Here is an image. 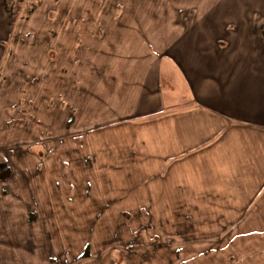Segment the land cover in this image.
Instances as JSON below:
<instances>
[{"label": "crops", "instance_id": "crops-1", "mask_svg": "<svg viewBox=\"0 0 264 264\" xmlns=\"http://www.w3.org/2000/svg\"><path fill=\"white\" fill-rule=\"evenodd\" d=\"M71 1L75 11H91L94 17L112 16L109 12L120 11V16L127 19L130 2L136 0ZM96 1L100 2L96 5ZM188 5L169 9L170 12L159 9L151 16L214 18L220 14L238 17L236 21L240 23L222 26L212 20L214 25L202 24V35L195 31L172 44L169 40L168 47L183 50V57L171 56L170 60L152 57L157 48L152 42L155 37L144 32L147 34L139 39L141 50L148 51L146 56L109 58L98 65L101 71L104 64V83L91 84L96 103L90 100V109L74 120L72 139L64 133L65 149L44 148L47 143L33 142L31 145L39 149L41 156L23 152L22 156L11 158L16 170L11 175L4 161L0 174L8 178L13 188H27V193L39 194L37 200L41 197L47 201L41 206L35 203L38 215L34 216L29 209L30 217L39 226L33 234L34 251L48 249L49 243L57 250L54 243L59 232L79 231L67 228L71 221L58 216L59 210L52 211L60 208L66 199L64 193L78 194L80 188L89 192L93 178L105 179L113 174L141 178L138 188L150 182L152 188H185L187 200L198 201L201 210L214 211L216 224H231V232L227 229L213 236L215 250L211 246L200 251L204 264H264V21L250 25L249 12L216 13L194 6L187 8ZM149 27L154 29L153 25ZM120 29L121 34L124 29L140 32L137 24H125ZM190 49L199 53L193 55ZM74 76L76 87L68 89V98L77 102L85 81L80 85L78 71ZM90 121L102 125L91 127ZM103 127L110 130L100 134ZM93 130L100 131L94 134ZM143 178L151 181L143 182ZM106 183L105 188H109ZM110 187L115 188L113 184ZM194 192H198V198L192 197ZM54 198H58L55 206L51 203ZM14 209L10 201L0 202V233L17 242L12 253L0 241V260L22 255L20 248L32 252L25 239L29 240V235L22 227L27 218L22 220V209ZM234 214L237 217L232 221ZM5 218L9 221H2ZM88 223L89 220L80 221L82 229H87ZM115 249L98 251L73 264L102 262ZM121 251L125 258L129 256Z\"/></svg>", "mask_w": 264, "mask_h": 264}, {"label": "rangeland", "instance_id": "rangeland-1", "mask_svg": "<svg viewBox=\"0 0 264 264\" xmlns=\"http://www.w3.org/2000/svg\"><path fill=\"white\" fill-rule=\"evenodd\" d=\"M193 1L136 0L130 2L127 20L120 16V11H111L112 16L104 17H94L91 11H75L71 0H0V164L8 165L10 175L16 173L11 158L22 156L23 152L38 153L39 149L31 145L36 141L47 143H41L44 148L65 149L67 137L64 133L72 139L74 120L90 109L91 106L87 105L90 100L96 103L91 84L104 83V64L101 71L98 65L109 58L146 56L148 51L141 50L139 39L147 34L144 32L155 37L152 42L157 48L151 50L152 57L170 60L171 56L183 57V50L168 47L169 40L172 44L173 40L179 41L181 36L195 31L202 35L205 32L202 24L227 26L239 22L236 21L238 17L220 14V18L152 17L151 14H156L159 9L184 8L189 4L187 8L194 6L209 12L229 11L241 15L249 12L250 23L247 24L250 25H260L264 21V0ZM99 2L92 3L97 5ZM204 19L207 21L203 22ZM242 19L240 16L239 20ZM125 24H137L140 32H126L124 29L121 34L120 27ZM151 25L154 29L149 27ZM189 53L197 55L199 52L190 49ZM77 71L80 85L85 81V86L81 87L83 92L78 94L80 101L76 102L72 97L68 98V89L76 87L73 79ZM89 77L94 80H86ZM86 90L91 92L86 93ZM93 122H89L91 127L102 125ZM109 130L104 129L100 134ZM98 131L92 132L96 134ZM94 147L102 149V146ZM109 177L106 180L102 176L93 178L89 192L87 188H80L78 194L64 193L66 199L60 203L59 209L52 211L57 213L59 210L58 216L63 215L71 221L67 228L79 231L59 232L56 235L59 239L54 243L58 245L57 250L53 249V243H49L48 249L34 251L33 234L37 233L39 226L30 216L39 214L35 203L41 206L47 201L41 197L40 201L37 200L39 194H29L27 188H13L8 178L0 174V202L10 201L13 210L16 206L18 210L22 209V220L27 218L22 227H25V235H29L30 239H25L32 250L20 248L22 255L11 260L8 256L1 257L0 264H8V261L11 264H73L110 248L117 249L96 264H204L200 251L211 246L215 250L213 236L227 229L231 232L232 225L228 222H214L213 210H201L198 201L187 200L185 188H152L151 178H143V182L150 180V184L138 188L141 178L113 174ZM107 181L109 188H105ZM111 184L115 188H111ZM191 195L198 198V192ZM57 202L58 198H54L51 203L55 206ZM236 217L234 214L232 221ZM82 220H89L87 229H82ZM2 221L8 222L9 219ZM4 236L0 233V241L15 253L17 242ZM121 249L129 255L127 258ZM75 251L80 255L76 256ZM135 252L140 255L130 256ZM125 260L131 262L123 263Z\"/></svg>", "mask_w": 264, "mask_h": 264}, {"label": "flooded vegetation", "instance_id": "flooded-vegetation-1", "mask_svg": "<svg viewBox=\"0 0 264 264\" xmlns=\"http://www.w3.org/2000/svg\"><path fill=\"white\" fill-rule=\"evenodd\" d=\"M5 167L4 164H0V169H3Z\"/></svg>", "mask_w": 264, "mask_h": 264}]
</instances>
